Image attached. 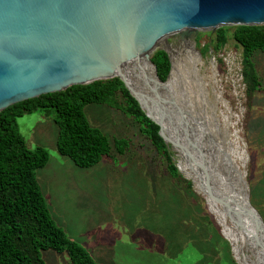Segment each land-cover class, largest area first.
<instances>
[{"label": "rangeland", "instance_id": "374dc122", "mask_svg": "<svg viewBox=\"0 0 264 264\" xmlns=\"http://www.w3.org/2000/svg\"><path fill=\"white\" fill-rule=\"evenodd\" d=\"M225 27L228 40L219 52L211 46L216 30H199L187 41L204 61L201 74L214 76L212 85L222 102L240 115L237 127L247 157L243 169L249 199L264 220V52L256 50L251 56L259 88L248 99L241 75L242 49L232 37L233 26ZM167 40L171 46L182 42L177 37ZM192 88L181 78L173 93L203 117L205 105ZM83 110L111 144L110 152L87 168L57 151L59 127L52 112L37 110L17 119L27 145H42L49 152L36 176L51 216L69 238L102 264H238L205 198L192 183L177 184L164 170L130 116L104 103H88ZM221 110L225 108L219 104L215 113ZM117 140L125 144L123 153L116 149ZM168 148L176 163L175 151L170 144ZM41 255L46 264H72L65 251L46 249Z\"/></svg>", "mask_w": 264, "mask_h": 264}, {"label": "water", "instance_id": "95a60500", "mask_svg": "<svg viewBox=\"0 0 264 264\" xmlns=\"http://www.w3.org/2000/svg\"><path fill=\"white\" fill-rule=\"evenodd\" d=\"M263 24L264 0H0V111L72 85L119 77L159 125L167 148L173 142L161 120L172 123L176 146L196 167L208 195L250 231L264 256V220L249 199L246 159L237 169L245 204L215 185L193 120L163 93L172 68L168 38L187 41L199 30ZM157 50H164L170 61L164 81L151 61ZM148 103L156 105L158 118ZM175 166L182 174L177 162ZM228 166L221 160L218 173L227 174Z\"/></svg>", "mask_w": 264, "mask_h": 264}, {"label": "trees", "instance_id": "16d2710c", "mask_svg": "<svg viewBox=\"0 0 264 264\" xmlns=\"http://www.w3.org/2000/svg\"><path fill=\"white\" fill-rule=\"evenodd\" d=\"M227 30L228 27L216 29L211 44L215 52L227 42ZM232 37L242 49L241 75L246 96L251 99L259 88L251 56L256 50L264 52V24L233 26ZM203 47L207 48L208 44ZM151 61L158 78L164 81L170 69L167 53L157 50L151 55ZM88 103H104L130 116L149 139L151 150L159 156L164 170L177 184L191 186L178 172L158 132L159 125L146 116L119 77L72 85L9 105L0 111V264H46L41 255L46 249L67 252L72 264H102L55 223L36 176V170L47 164L49 152L42 145L30 148L17 125V119L23 114L37 110L52 112L59 127L57 151L75 165L87 168L111 150L107 136L91 125L84 114L83 107ZM115 146L117 151L124 152L125 144L117 140Z\"/></svg>", "mask_w": 264, "mask_h": 264}, {"label": "bare ground", "instance_id": "6f19581e", "mask_svg": "<svg viewBox=\"0 0 264 264\" xmlns=\"http://www.w3.org/2000/svg\"><path fill=\"white\" fill-rule=\"evenodd\" d=\"M193 43L182 41L179 45L171 46L170 57L172 68L170 75L163 86L166 88L165 95L169 99H174L186 111L187 118L191 106L185 105L173 93L175 84L179 79H183L185 85L192 86L194 95L198 96L203 105H205V115H199L193 112L192 119L193 128L199 131L202 137L201 147L203 148L204 160L208 166L211 178L218 188H222L235 201L246 204L245 189L241 179L237 174V169H241V163L247 159L244 145L241 143L239 135L240 130L237 124L240 120L239 113H232L226 108L224 101L222 102L220 94L214 89L212 82L214 76L202 75L200 66H203L204 61L196 54ZM211 67V66H210ZM147 73L149 70L147 69ZM190 93V92H189ZM184 98V97H183ZM182 100V99H181ZM185 100V99H184ZM200 102V103H202ZM221 104L225 110H221L220 114L215 113V109ZM147 109L150 114L157 117L155 108L150 103L147 104ZM185 106V107H184ZM187 106V107H186ZM193 107V106H192ZM195 113V115H194ZM202 114V113H201ZM205 120L204 122H202ZM162 121L163 131L167 135V139L172 143V149L177 157V166L182 174L187 177L193 184L194 188L200 193L207 204L208 211L214 217L219 229L224 238L229 242L234 259L238 264H262L264 260L263 252L256 246L250 231L237 223L235 218L226 211V209L210 197L202 186V179L197 172L196 167L184 158L181 149L176 146L175 134L172 132L171 122ZM171 123V124H170ZM186 125V124H185ZM191 126V125H190ZM209 135L208 137H204ZM221 160H226L229 163L230 171L218 173ZM220 175V178L218 177Z\"/></svg>", "mask_w": 264, "mask_h": 264}]
</instances>
